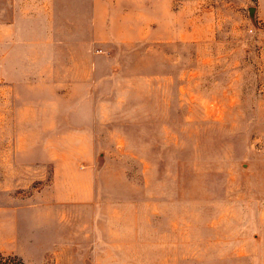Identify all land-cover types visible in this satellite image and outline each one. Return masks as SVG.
I'll list each match as a JSON object with an SVG mask.
<instances>
[{
    "label": "rangeland",
    "instance_id": "obj_1",
    "mask_svg": "<svg viewBox=\"0 0 264 264\" xmlns=\"http://www.w3.org/2000/svg\"><path fill=\"white\" fill-rule=\"evenodd\" d=\"M67 5L0 46V264H264V0L126 44Z\"/></svg>",
    "mask_w": 264,
    "mask_h": 264
},
{
    "label": "crops",
    "instance_id": "obj_2",
    "mask_svg": "<svg viewBox=\"0 0 264 264\" xmlns=\"http://www.w3.org/2000/svg\"><path fill=\"white\" fill-rule=\"evenodd\" d=\"M70 2L72 9H78L74 14L90 16L89 29L93 43L126 44L145 39H156L158 42L178 39L177 33L173 37V32L168 31V27L165 37L154 36L159 31L154 24L162 23V20L156 19L157 9L162 8L163 13L169 17L172 13V0H70ZM67 7V0H0V46L13 47L15 44H7V41L15 39L19 47L27 48L34 45L35 37L32 33L36 19H41L40 23L44 24V17H47L46 22L49 24V17L64 15ZM19 160L21 162L18 166L21 169L31 170L36 165L34 158L30 156ZM39 165H45V161ZM0 234L1 237L7 238L5 227H0Z\"/></svg>",
    "mask_w": 264,
    "mask_h": 264
},
{
    "label": "water",
    "instance_id": "obj_3",
    "mask_svg": "<svg viewBox=\"0 0 264 264\" xmlns=\"http://www.w3.org/2000/svg\"><path fill=\"white\" fill-rule=\"evenodd\" d=\"M249 12L252 13L253 12V9H250Z\"/></svg>",
    "mask_w": 264,
    "mask_h": 264
}]
</instances>
